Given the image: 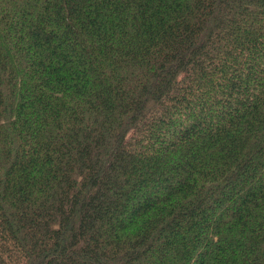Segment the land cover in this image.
<instances>
[{"label": "trees", "instance_id": "1", "mask_svg": "<svg viewBox=\"0 0 264 264\" xmlns=\"http://www.w3.org/2000/svg\"><path fill=\"white\" fill-rule=\"evenodd\" d=\"M0 264H264V0H0Z\"/></svg>", "mask_w": 264, "mask_h": 264}]
</instances>
